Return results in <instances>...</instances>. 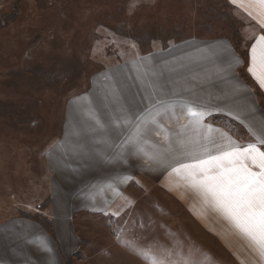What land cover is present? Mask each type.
Listing matches in <instances>:
<instances>
[{
	"label": "crops",
	"instance_id": "crops-1",
	"mask_svg": "<svg viewBox=\"0 0 264 264\" xmlns=\"http://www.w3.org/2000/svg\"><path fill=\"white\" fill-rule=\"evenodd\" d=\"M225 1L250 29L247 35L242 27L240 49L227 36L185 37L103 67L65 100L59 132L43 159L48 200L42 216L52 231L28 216L3 218L0 264H75L90 245L79 220H120L122 204L141 205L158 192L194 224L199 259L213 253L211 264H264L258 245L180 167L229 150V141L264 151L258 140L264 139V87L249 72L252 46L264 36V7L259 0ZM256 70L262 71L259 63ZM189 108L203 115L192 116ZM216 117L231 120L236 130ZM134 215L135 221L151 219L149 213ZM149 235L165 237L161 247L171 264L172 228ZM143 243L151 264L163 261L161 250Z\"/></svg>",
	"mask_w": 264,
	"mask_h": 264
},
{
	"label": "rangeland",
	"instance_id": "rangeland-1",
	"mask_svg": "<svg viewBox=\"0 0 264 264\" xmlns=\"http://www.w3.org/2000/svg\"><path fill=\"white\" fill-rule=\"evenodd\" d=\"M242 21L225 0H0V221L44 214V152L59 132L65 100L94 72L185 37L227 36L237 45ZM118 212L120 220H79L90 245L75 264H151L148 248L140 247L148 241L164 257L157 264H166L165 237L149 231L167 227L173 230L168 263L211 264L213 253L199 259L194 224L165 195L122 204ZM134 213L151 219L132 220Z\"/></svg>",
	"mask_w": 264,
	"mask_h": 264
},
{
	"label": "snow or ice",
	"instance_id": "snow-or-ice-1",
	"mask_svg": "<svg viewBox=\"0 0 264 264\" xmlns=\"http://www.w3.org/2000/svg\"><path fill=\"white\" fill-rule=\"evenodd\" d=\"M259 2L264 7V0ZM251 57L252 66L249 67V72L264 87V36H260L252 46ZM235 62L238 64L240 60L237 58ZM257 63L262 69L260 72L256 70ZM189 114L203 115L191 108ZM258 140L260 144H264V139ZM245 161L256 164L259 171H253ZM180 167L187 172L194 184L216 198L217 203L234 220L237 227L258 245L261 255L264 256V151H260L256 144L250 143L241 147L229 141V150L198 160L194 164H182ZM198 175L200 179H197Z\"/></svg>",
	"mask_w": 264,
	"mask_h": 264
},
{
	"label": "trees",
	"instance_id": "trees-1",
	"mask_svg": "<svg viewBox=\"0 0 264 264\" xmlns=\"http://www.w3.org/2000/svg\"><path fill=\"white\" fill-rule=\"evenodd\" d=\"M235 46L238 49L240 47L239 44H237ZM214 121L217 122V123H221L223 126H225L227 129H229L231 131H235L236 128H237V126H236V124L234 122H232L231 120H228L226 118H223V117H216L214 119ZM36 219L39 220V222H41L43 224V226L47 227L50 231H52L51 224H50L49 220L45 216H39Z\"/></svg>",
	"mask_w": 264,
	"mask_h": 264
}]
</instances>
